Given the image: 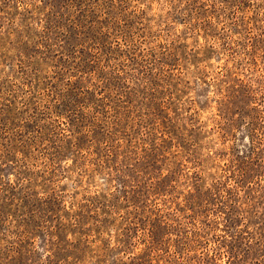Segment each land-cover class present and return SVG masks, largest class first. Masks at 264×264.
Instances as JSON below:
<instances>
[{
	"label": "rangeland",
	"instance_id": "1",
	"mask_svg": "<svg viewBox=\"0 0 264 264\" xmlns=\"http://www.w3.org/2000/svg\"><path fill=\"white\" fill-rule=\"evenodd\" d=\"M95 1L0 0V32L25 29L51 43L33 67L42 83L30 108L21 103L29 87L20 64L31 59L20 51L30 56L35 43L27 50L10 36L12 51L0 60V78L17 81L13 97L0 93L2 118L14 121L0 129V264H264V0L237 13L234 4L219 9L222 0L117 3L112 20L124 34L109 36L97 61L110 87L95 97L108 100L107 113L82 93L97 78L71 76L89 57H58L57 44L67 43L51 22L72 26L71 17L89 35L111 5ZM103 25L94 29L116 30ZM70 26L73 37L79 30ZM66 115L87 126L74 128ZM36 123L44 134L32 142ZM126 190L140 205L134 214L133 202L119 205ZM100 193L112 194V214L95 215ZM94 225L100 233L88 231Z\"/></svg>",
	"mask_w": 264,
	"mask_h": 264
},
{
	"label": "trees",
	"instance_id": "2",
	"mask_svg": "<svg viewBox=\"0 0 264 264\" xmlns=\"http://www.w3.org/2000/svg\"><path fill=\"white\" fill-rule=\"evenodd\" d=\"M123 2H128V1H126V0H110L109 1L108 0V3H111L110 6L107 4V6L110 9H107V7H106V11L105 10L103 11L104 12L103 14H107V15H105V18L104 19H101L100 21H98L96 19L94 20V23L92 25L93 28L91 29L92 30V33H90L89 35H86V33L83 32L82 29H80V27H81L80 23H78L76 21V19L75 20H71L72 19L71 17L68 18V21L69 22L70 21L73 22L72 26H70V24L69 25H65V23L63 21L62 22H60V21H51L53 23V25H55V26H53L54 33L57 34L59 32L60 34H62V36H65V42L68 44V46L74 47V49H72L70 51V50H68L69 47L66 48L67 44L65 45V44H62L61 42L58 43L57 44V46H59V49L58 50H60V49L62 50L63 49L61 51L62 55H59L58 57L63 56V58H64V55H68V58H70V57H77V56L74 55L76 53H80V55H78V56L81 57V58H83L84 56H86V57L88 56L89 57V59H86L85 60V62H86L85 65H86L87 69L85 70V69H81L80 67H76L75 69H76V72H78V74L77 73H73V74H71V76L81 75L80 80H82V81L85 82L89 78H91V80H92L93 78H95V77L97 78L100 74H103L104 73V71H105L104 68L103 67L102 68L101 67H98V64H97L98 62L97 61L102 60V58L105 59L106 56L108 55V51H106V49H108V42H109L108 41L109 40L108 38H109V36L121 37V36H119V34H121V35L124 34V32H122L121 24L118 22V20H112L113 15L111 14V12H112L111 10L112 9L113 10L117 9V7H118L117 3L119 4V3H123ZM94 3H95V5H97L96 6L97 8H101L102 7V2H98L96 0ZM222 4H223V7L221 6L219 8L221 10H224V8H226V7H231V4H234L233 7L235 8L236 13L239 12V11L241 12L242 9H243V7L245 5H247V6H250L251 4L256 5L255 3H253V0H222ZM93 9H95V8H93ZM89 10H92V8H90ZM107 10H110V11H107ZM7 14H11V13L7 12ZM103 14H102V16H103ZM240 21H243V20L240 19ZM182 22L183 23H188L187 20H186V18H184V20ZM238 22L239 21H234V24L236 25V23H238ZM98 23L105 24L103 26L104 27H107L108 29H111L113 27L112 24L114 23V25L116 27V30L115 31H110L109 30L108 33H105L103 31V29H101L100 31H97V30L94 29V27H96L98 25ZM219 23H221V22H219ZM238 25H239V23H238ZM69 26L72 27V31H75V30L78 31L79 30L78 34L76 32L75 33V36H73V37L72 36H69V34H68L69 33ZM231 28H232V30H235L234 27H231ZM51 30H53V29H51ZM18 31H19L18 28L17 29L10 28V29H7L6 32H4V31L3 32H0V52L2 53L0 55V60L2 58H4V57L7 58L9 56V53H11V51H12V49H10L8 47V46H10L9 45V38H10V36H14V38H16V39L19 38V40L17 41V43L25 46V48L27 47V50L29 49V43H32V42L35 43L36 46L34 47V51H32V53H30V56L28 55V53H26V52L24 53V51L22 49L20 51L22 57L24 55H27L28 58L31 59L30 60L31 63L29 64V68H24V65L23 64H20L21 71L23 72L22 74H25V75L27 74L28 75L30 73L31 76L34 79V80H31L30 81V78L25 77V75H23L24 78H25L24 79L25 81L24 82L21 81L23 83V85L29 87V90L27 89V92L25 94L24 101H21V103L23 105H25L26 107H29L30 108V106L33 105V104L34 105L35 104L37 105L38 102H39V100H40V96H39L40 95L39 85H40V83H42V80H41V77H40L41 73L38 70L39 68H34L35 71H33V67H34L35 64L36 65H42L43 64V63H39L38 61H36V59L37 60H41L42 59V57L40 55V53L43 52L42 46L45 47L46 50H48V47H49V45H51V43H48L49 40H47L46 42L48 44H46V43L40 41V38H38L37 39L38 41L35 42V39L34 38H36V37H32L30 39L29 34L25 36V34H26V30L25 29L20 30L21 32H23L22 35H19L18 34ZM203 32H204L203 34H205L206 36L207 35L209 36V34H210L209 31H206V30L203 31ZM45 33H46V31H45ZM36 35H33V36H36ZM199 36H201V33H200ZM229 36L231 37V35H229ZM49 38L50 37H48V39ZM104 38H106V40ZM101 39L102 40L104 39L105 41L104 42L103 41L101 42ZM4 42H6L8 44H4ZM117 42H118V40H117ZM213 47L214 46L212 45V48H211L212 50H213ZM66 50H68L69 53H65ZM202 51L203 50L200 49L199 51H197V53H201ZM63 58L61 57L60 60H62ZM68 58H67V61H70ZM3 62L4 61H2V62L0 61V64H2ZM21 62L22 63H25L24 59L22 60V58H21ZM96 66H97V68H96ZM75 69L73 71L70 70V73L71 72H75ZM16 71L18 72L20 70L17 69ZM86 73H88L89 77L87 75H85ZM2 74H6V72H5V70L2 71V68L0 67V75H2ZM14 76L15 75H13L11 77H14ZM100 77L101 78H97V80H98L97 83L96 82H94V83L91 82V86L93 87V89L87 88L86 91H84L82 93H84L85 95H89L90 98H92L93 96H94V98H96L95 97V93L97 92V90L99 88H105V90L103 92H106L109 89V87H110L109 84H108V78L105 77V76H103V75H101ZM8 79H11L10 76L4 78L3 80L0 78V93L3 90V92H6V93L12 95V97H13L14 96L13 93H15L14 87H15V85H17V81H16L15 78L13 80H8ZM35 81H38V82H35ZM44 81H46V80H44ZM5 83H7L8 85H6ZM53 85H54V81H53V83L51 81V86L53 87ZM55 87L56 86L53 87V89H52L53 91L51 92V94L52 93H55L57 95L58 92L55 91ZM45 93H46V91H45ZM69 94L70 93H68L66 95H69ZM89 97H86L85 96V99H86L85 102L89 100ZM74 99L75 98L68 99V101L69 102H72ZM9 100H10L9 103H5V107H6L5 111L7 110V111L11 112L12 109L14 108V105L16 103H18L19 101H16L17 100L16 97H14L13 99L11 98ZM96 100L103 102V104L102 105H99L100 107H98V108H100L99 112H102V110H104L107 113V105H108L107 103H109V102H107L108 100L105 101V99H103V97L100 98V99L96 98ZM109 101L111 102V99H109ZM90 102H93L94 103L96 101L93 100V101H90ZM47 107L49 109H52V110L54 109L60 115L66 114L65 112H61L60 111L61 109H57L58 107H57V105L55 103H50V105L47 106ZM199 107L203 109L205 107V105L199 104ZM34 108L35 107H32V109H34ZM3 111H4V109H2L0 111V129H1V131L3 130L5 132H7L8 129L10 128L9 127V123H13L14 121H10V120H12V118H7V117L6 118H2V116L4 114V113H2ZM35 116H36V114H35ZM66 116L69 118V121L68 122H70V124H72V126L74 128H77V127L83 128V126L84 127L87 126L86 123H85L86 121L88 122L87 118H86V120L82 121V119H84L83 117H82V119H79V117L73 119V117H76V116H74V114H73V117H71L72 115H66ZM121 118L122 119H119L120 121L116 122V125L118 127H120L121 124H122L123 117H121ZM35 119L36 118H33L32 117L31 118V122L36 121ZM3 120H5V121H3ZM163 121L165 122L166 120L163 119ZM83 124H85V125H83ZM1 126H4V127H1ZM36 126L38 128L37 127H34L36 129H33L32 131H36L35 134H37V135H36V137H33L31 139L32 142H37L36 139L39 138L41 135L44 134L43 128L41 127L39 129L40 125L38 123H36ZM78 132H82V131H78ZM0 137H1V135H0ZM4 144L5 143L0 142V151H3V149L1 147ZM74 145L81 146L79 142H75ZM7 146H9V143H8V145H6V148L4 147V150H7ZM12 149L13 148L11 147V150ZM9 152L12 153V151H9ZM21 153H23L25 156H27V154L24 151H21ZM13 158L14 157H11L10 159H8V161L6 162V164H8V163L11 162L12 167L15 170H17V168H19V167H18V165H16V163H15V161H14ZM17 172H18V170H17ZM8 177H9V180L11 181V175H9ZM258 178H260V180H261L262 177L260 176ZM20 179L21 178L18 177V182L17 183L20 182L19 181ZM29 182H30V180H29ZM250 182H251V180L248 182V185H249ZM11 185H13V184L11 183ZM151 191H153L154 194H157V193H161L162 194V192H163V190H160V188H158V189L153 188ZM123 196H125L124 198H125L126 201L124 200V201L121 202L120 200H118V202L120 204L117 203V205L119 204V205H122L124 207V204L126 202H130V201L133 202V206H134L133 211L134 212H132V211H129V212L131 214L132 213L134 214L135 211H137L136 209H138L140 207V205L135 202V199H133L132 195H130V191L129 190H126V195H123ZM111 197H112V194H110V193L109 194L108 193H106V194L100 193V194H96L94 196L95 201L96 202H99L98 205H97V207L96 208H93V211L95 212V215L103 214V213H105V214H108V213L109 214H112L109 211V208H111V205L108 208V204H107V202H109V200H111ZM113 206H116V205L113 204L112 205V208H113ZM112 208H111V210H113ZM142 220H144V219H140L139 218L138 225H137L138 227H140V221H142ZM88 231H97L99 233L101 232V230H99V226H97V225H94V228H92V230L88 229ZM88 231H85V232L87 233ZM86 233H84V234H86ZM94 241H97V240H94Z\"/></svg>",
	"mask_w": 264,
	"mask_h": 264
}]
</instances>
